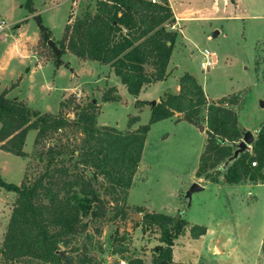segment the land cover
Wrapping results in <instances>:
<instances>
[{
    "label": "rangeland",
    "instance_id": "1",
    "mask_svg": "<svg viewBox=\"0 0 264 264\" xmlns=\"http://www.w3.org/2000/svg\"><path fill=\"white\" fill-rule=\"evenodd\" d=\"M23 2L25 0H0V27L3 25L0 34L6 35L4 39L0 37V85L14 82L11 87L23 98H28L32 109L53 114L60 112L68 119L75 118L80 107L94 102L99 106L98 125L110 124L121 131L132 129L128 119L138 116L133 115L134 108L116 103L102 107L105 94L117 95L110 90L114 86L104 83L112 68L68 51L60 56L61 64L56 67L52 49L39 37L37 23L29 17ZM95 2L32 0V6L39 13L42 24L50 30L49 39L60 48L64 23L73 24L87 9L94 10ZM170 2L172 11L183 17L180 24L175 18L172 26L177 32L172 51L174 61L197 75L205 95L212 102L223 97L232 99L234 103L226 105L237 112L238 122L249 128L259 126L264 120V0ZM30 14H35L34 9ZM26 17L28 20L21 22ZM20 22L21 27L16 28ZM35 41L33 51L38 55L37 62L45 63L41 67L36 65L26 47ZM204 49L218 58L217 64L205 71L199 65ZM147 108L150 109V105ZM205 115V108H202L198 124L207 129ZM148 118L149 112L141 123H147ZM70 131H59L39 144L34 142L36 131H28L24 145L26 157L0 150V176L14 184L34 181L46 165V161L37 157L40 151L58 140L70 147L79 142V134ZM146 137L137 178L126 200L114 201L106 192L108 183L99 177L95 187L106 200L104 216H98L100 211L96 210L95 214L84 213L80 220L82 228L69 245H60V251L77 258L84 253L90 262L83 264L115 263L126 260L123 255L139 256L150 264L159 233L154 228H145L141 221L146 211H155L170 215L180 213L187 221L209 229L207 236L194 244L189 234L178 237L175 243L177 260L181 250L189 248L190 256L181 259L188 264H264V183L250 185L249 194L247 186L229 185L223 190L215 187L194 190L188 197L189 189L197 183L195 169L206 133L186 120L162 119L151 126ZM74 159L66 155L59 157L56 163L76 171ZM91 171H86L88 176ZM241 197L242 202L238 201ZM15 198L14 192L0 188V249ZM133 204L147 206H139V211L135 208L138 205ZM72 247L78 251L73 252ZM120 250H124L123 254ZM0 264L38 262L28 258L6 261L0 252Z\"/></svg>",
    "mask_w": 264,
    "mask_h": 264
},
{
    "label": "trees",
    "instance_id": "2",
    "mask_svg": "<svg viewBox=\"0 0 264 264\" xmlns=\"http://www.w3.org/2000/svg\"><path fill=\"white\" fill-rule=\"evenodd\" d=\"M24 7L31 12L32 0H25ZM34 19L40 37L47 43L50 30L42 24L38 14ZM174 20L168 0H96L94 10L87 9L73 24H65L61 53L54 54V65L61 64L60 56L67 51L79 58L109 65L127 92L137 96L145 84L168 76L167 66L177 37L172 27ZM110 90L116 92L114 87ZM7 93L8 89L0 92V150L26 157L24 145L30 130L36 131V144L59 131L71 130L80 137L72 147L58 140L40 151L37 157L46 161L45 169L32 182L14 184L0 176V188L16 194L0 249L6 261L28 258L38 264L90 262L84 253L77 258L59 251L60 245H69L82 228L80 220L84 213L100 211L97 215L104 216L106 200L97 193L95 183L102 177L108 183L106 192L114 201L126 200L150 125L176 114L179 115L177 120L197 126L201 109H206L207 137L196 177L225 184L264 183V120L250 147L223 167L244 132L237 112L227 106L234 101L223 97L208 102L202 85L188 72L179 77L178 93H164L154 105L137 100L136 107L150 105L149 120L125 131L98 125L99 106L94 102L80 107L76 117L68 119L60 112L32 109L26 102L8 97ZM118 99V95H104V101ZM138 119V116L129 117L128 126ZM66 155L75 158L76 171L57 165L59 157ZM87 170H92L90 176ZM135 208L141 211L139 206ZM141 223L159 233L150 264H187L174 261V241L187 231L195 239L206 233L205 225L190 223L180 213L146 211ZM71 249L78 251L75 247ZM123 257L126 264H146L139 256Z\"/></svg>",
    "mask_w": 264,
    "mask_h": 264
},
{
    "label": "crops",
    "instance_id": "3",
    "mask_svg": "<svg viewBox=\"0 0 264 264\" xmlns=\"http://www.w3.org/2000/svg\"><path fill=\"white\" fill-rule=\"evenodd\" d=\"M168 1L170 3V6H171L172 10H174V8L172 7V4H171L170 0H168ZM33 9H34V13L39 15V13L36 12V10H35L34 7H33ZM173 12H174V16L176 18V23L181 22V19L183 17L180 16L179 14H177L175 11H173ZM35 14H30V12H29V17H33L34 18ZM25 20H28V18L26 17V18L22 19L21 22H23ZM21 22L16 26V28L21 27V24H22ZM65 23H64V25H65ZM2 26L0 28H2ZM180 30L182 31V29H180ZM2 34H0V37L3 36L2 39H4L6 37V35L4 33H2ZM36 42L37 41H35L34 43H31L32 45L30 43H28V44H26V47H27L28 52L30 53L29 55L35 60L36 65L38 67H41L45 63L44 64H40V63L37 62V60H38L37 59V56L38 55L36 53H34V51H33L34 50V48H33L34 45L33 44H35ZM95 62H97V61H95ZM26 70H29V68H27ZM167 71H168V76L166 78H164L163 80H159V81H156V82H152V83H149V84H145L142 87V89L140 90L139 94L137 96H134V95H131V94H129L127 92L125 85L121 83L119 77L114 74L113 69H112V71L109 72V75L107 77H105L106 79H104L105 80L104 83L108 82L109 83V86H111V87L114 86V88H116L118 90V91H116V94L119 96V99L118 100L103 101L102 102V107L104 105L108 104V103H116L119 106L120 105H129V106H131L132 108H134V112H135V114H133V115H138L139 116V120L137 122H135L134 124H132V129H135L140 124H142L141 121H142L143 116L145 114H147L149 112V117H150V109L147 108V105L148 104H144V105H142L140 107H136L135 106V102L137 100H141V101H152V100H154V101L158 102L159 99H160V97H162V95L164 93H173V94L178 93L179 92V77L184 72H188V73L192 74L197 79V81L200 83V80L198 79L197 75L193 71L189 70V68H186V67H183V66H179V64L174 61V59L172 57V54H171V57H170V60H169L168 66H167ZM13 83L14 82H12L10 85L7 84V85H4V86H1L0 85V92L3 89L7 88L8 89V93H7V96L8 97L14 98V99H19V100L22 99L24 102H26L28 104V98L27 97L26 98H23L19 94V92L17 91V89H15L14 87H11ZM47 88H50V85ZM47 90H49V89H47ZM206 97H207L208 102H212V100L209 98L208 95H206ZM205 111H206V109H205ZM43 112H47V111H43ZM143 113H144V115H143ZM205 118H206V115H205ZM166 119L177 120L175 116H172V117H169V118H166ZM148 120H149V118H148ZM155 123H153V124H155ZM153 124L150 125V128H151V126ZM239 124H240L241 128L244 131L250 130L253 134L257 131V129L259 127V126H255L254 128H249L248 126L242 125L240 123V121H239ZM102 125L113 126V125H110V124H102ZM150 128H149V131H150ZM205 130L206 129H204L203 132H205ZM28 133H30V132H28ZM34 136H35V132H34ZM206 137H207V135H206ZM196 169H195V172H196ZM137 172H138V170L136 171V174L133 177L132 184H135V180L137 178ZM219 178L221 179V176ZM196 181H197V183H199L202 186V189H205L207 187H210V188L215 187L218 190H221V189L223 190V188L225 186H229V185H237V186H242L243 185V186H247L246 187V190H248L247 191V194L250 193V188H251L250 185L254 184V183L249 182V181H244V182L239 183V184H225V183H222L221 181H218V182H210V181H208V180H206L204 178H200V177H196ZM131 187H132V185H131ZM128 195H129V191H128ZM246 197H244V198H246ZM238 201L242 202V201H244V199L241 197L240 200H238ZM133 205L147 206L145 204H133ZM165 214H168V213H165ZM168 215H170V214H168ZM208 230L209 229L206 226V233L204 235H201L199 238H196V239L195 238H191L192 243L194 244L195 242H198L201 238L202 239L205 238L207 236ZM185 234H189L188 231ZM181 236H183V235H181ZM177 239L174 241V245H173V259L176 262L187 263V261L185 262L184 260H186V258H185L186 255H189L190 256L191 251L189 250V248L181 250L182 253H179L178 254V260L175 257V247H176V244L175 243L177 242ZM181 259H184V260H181ZM191 264H195V262H191Z\"/></svg>",
    "mask_w": 264,
    "mask_h": 264
},
{
    "label": "water",
    "instance_id": "4",
    "mask_svg": "<svg viewBox=\"0 0 264 264\" xmlns=\"http://www.w3.org/2000/svg\"><path fill=\"white\" fill-rule=\"evenodd\" d=\"M220 2L222 3V0H220ZM217 32V31H216ZM47 44L48 46L52 49L53 53L55 55H60L61 51L60 49L55 45L54 41L52 39H49L47 41ZM151 105H154L156 104V101L152 100L150 101ZM198 129L200 131H204V126L203 125H197ZM254 134L249 131V130H246L243 132V136H242V139L239 141L238 143V147L237 149L234 151L233 155L224 163L223 167H225V165L232 161L233 159H235L239 153L245 151L248 147H250V145L252 144V142L254 141ZM198 189H202V186L199 184V183H195L193 184V186L189 189L188 193H187V196L188 197H191L192 193L194 190H198ZM136 216H139V215H136ZM140 218V217H139ZM60 254H63L61 251H59Z\"/></svg>",
    "mask_w": 264,
    "mask_h": 264
},
{
    "label": "built area",
    "instance_id": "5",
    "mask_svg": "<svg viewBox=\"0 0 264 264\" xmlns=\"http://www.w3.org/2000/svg\"><path fill=\"white\" fill-rule=\"evenodd\" d=\"M201 55H202V60L200 61L199 65L201 70L203 71L213 68L215 64H217L218 62L217 60L218 58L216 54L207 49L202 50ZM252 164L254 165L255 162H252ZM118 262L120 264H126V260H120ZM110 264H115V263H110Z\"/></svg>",
    "mask_w": 264,
    "mask_h": 264
}]
</instances>
